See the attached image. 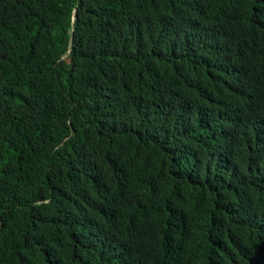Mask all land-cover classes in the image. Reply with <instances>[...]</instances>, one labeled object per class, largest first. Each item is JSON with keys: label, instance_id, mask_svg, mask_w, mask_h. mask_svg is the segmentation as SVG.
<instances>
[{"label": "trees", "instance_id": "obj_1", "mask_svg": "<svg viewBox=\"0 0 264 264\" xmlns=\"http://www.w3.org/2000/svg\"><path fill=\"white\" fill-rule=\"evenodd\" d=\"M0 264H264V0H0Z\"/></svg>", "mask_w": 264, "mask_h": 264}]
</instances>
